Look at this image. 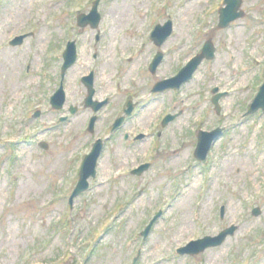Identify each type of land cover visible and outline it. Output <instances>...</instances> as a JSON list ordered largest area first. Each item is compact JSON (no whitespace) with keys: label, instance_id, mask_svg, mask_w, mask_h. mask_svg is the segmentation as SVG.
I'll return each instance as SVG.
<instances>
[{"label":"rangeland","instance_id":"1","mask_svg":"<svg viewBox=\"0 0 264 264\" xmlns=\"http://www.w3.org/2000/svg\"><path fill=\"white\" fill-rule=\"evenodd\" d=\"M198 1L101 0L96 42V30L77 27L72 16L88 12V0H0V264H264V114L241 117L264 80V0H243L244 16L226 29L217 26V11L203 17L216 0ZM167 19H174V33L159 48L149 34ZM28 32L33 37L9 45ZM72 35L82 52L66 75V106L55 110L50 97ZM208 39L216 58L205 60L179 95H150ZM160 49L165 60L152 74L148 66ZM90 68L96 70L97 98L111 100L94 133L87 129L93 114L84 108L81 82ZM218 85L228 92L220 114L211 100ZM147 97L129 131L106 143L97 178L71 208L77 168L96 138L108 135L115 108L124 99ZM70 106L78 107L76 115ZM36 111L40 117L33 118ZM180 111L161 126L168 113ZM65 115L70 119L60 123ZM197 125L227 132L204 162L193 156ZM138 131L147 136L134 142ZM145 162L146 172L130 173ZM158 212L144 239L142 231ZM188 221L190 229L181 234ZM232 225L234 235L221 246L193 256L176 251Z\"/></svg>","mask_w":264,"mask_h":264},{"label":"water","instance_id":"2","mask_svg":"<svg viewBox=\"0 0 264 264\" xmlns=\"http://www.w3.org/2000/svg\"><path fill=\"white\" fill-rule=\"evenodd\" d=\"M100 0H97L94 4V7L89 15H81L79 17V25L84 27L86 26L89 22L92 23V27L96 28L98 26V23L100 21V14L98 13V4ZM228 7L226 9L221 10V22H220V27L224 28L229 25V23L239 17H241L243 14L238 13V9L241 5V0H227ZM171 23H167L164 27L158 26L153 34V40L155 41L156 44L161 45L166 38L171 34ZM21 39V40H20ZM23 38H18V40L21 42ZM214 51L215 48L211 42H207L204 46V49L202 53L198 56H196L194 59H192L188 65L176 76L175 78H172L168 81H164L162 83H159L155 87V91H164L167 88H173V87H179L183 82H186L191 79L193 73L195 70L198 68L200 63L204 58L207 59H212L214 58ZM163 55L158 54L157 57L155 58L153 64L151 65V69L154 72L158 65L160 64L162 60ZM64 59L65 63L62 68L63 73L71 67L75 61H76V48L74 43H70L67 50L64 53ZM86 84L90 88V96L88 101H91L92 95H93V90H92V77L86 78L85 79ZM220 96H216L213 99V102L217 105L218 104V99ZM65 102V94L63 91V88L61 87L55 95L51 99V103L53 107L60 109L63 107ZM89 105L91 103H88ZM104 103H100L95 110L97 111ZM259 108L264 109V85L261 88V91L257 98L255 99L254 104L252 105V108L250 109L249 113H254L256 112ZM74 112V110H73ZM174 119V116H169L165 122L171 121ZM122 120H120L119 124L121 123ZM118 124V125H119ZM117 125V126H118ZM222 134V130L218 129L215 130L211 133H201L199 135V144L196 150V157L199 159H204L211 148L212 144L214 141H216ZM46 148V146H45ZM102 151V143L101 141L96 144L94 147V150L90 155H88L82 165V169L80 172V181L77 184L76 189L74 190L71 198H70V204H73L74 199L82 192L86 191L88 189L89 183L88 179L90 176L95 177L96 175V163L97 159L100 156V153ZM148 168V165L142 166L140 169L134 171L135 174H140L144 170ZM254 214L258 215L259 210L255 209ZM224 215V208L221 210V216L223 217ZM156 220V219H155ZM153 220L151 224L147 227L146 231L143 233L144 236H147L150 232V229L154 223ZM236 230L235 226H232L228 229H225L222 231L218 236L215 237H210L207 236L203 239H200L198 241H193L191 242L188 246L184 248H180L178 250L179 253L181 254H198L204 250H206L209 247H216L221 245L226 238L229 235H233Z\"/></svg>","mask_w":264,"mask_h":264},{"label":"bare ground","instance_id":"3","mask_svg":"<svg viewBox=\"0 0 264 264\" xmlns=\"http://www.w3.org/2000/svg\"><path fill=\"white\" fill-rule=\"evenodd\" d=\"M200 1V0H199ZM198 1V2H199ZM189 9H190V5H187V8H186V10H188L189 11ZM187 11V12H188ZM184 202V201H183ZM207 202H204L203 204H202V209H205L206 207H207ZM189 208V207H188ZM188 208H187V210H188ZM190 227H191V225H190V222L188 221L187 222V224H185L184 223V226L182 227V229H181V234H184V233H186L189 229H190Z\"/></svg>","mask_w":264,"mask_h":264}]
</instances>
